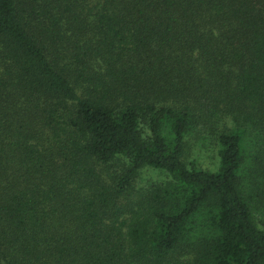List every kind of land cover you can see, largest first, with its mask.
<instances>
[{
	"label": "trees",
	"instance_id": "1",
	"mask_svg": "<svg viewBox=\"0 0 264 264\" xmlns=\"http://www.w3.org/2000/svg\"><path fill=\"white\" fill-rule=\"evenodd\" d=\"M262 200L264 0H0V264H264Z\"/></svg>",
	"mask_w": 264,
	"mask_h": 264
},
{
	"label": "rangeland",
	"instance_id": "2",
	"mask_svg": "<svg viewBox=\"0 0 264 264\" xmlns=\"http://www.w3.org/2000/svg\"><path fill=\"white\" fill-rule=\"evenodd\" d=\"M211 141H206L201 144L197 143L191 145L190 157L197 161L198 165L209 171L216 170L218 159L216 156V148ZM146 182H158L163 180V175L158 173L147 174ZM257 177V176H256ZM255 177V180L257 179ZM258 180H261L260 178ZM145 181V180H143ZM263 208L261 207L259 212V218L261 220V227H264V200L261 201Z\"/></svg>",
	"mask_w": 264,
	"mask_h": 264
}]
</instances>
